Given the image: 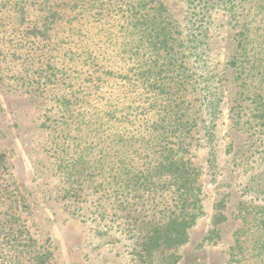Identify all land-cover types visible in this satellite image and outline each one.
Returning <instances> with one entry per match:
<instances>
[{
    "label": "rangeland",
    "instance_id": "374dc122",
    "mask_svg": "<svg viewBox=\"0 0 264 264\" xmlns=\"http://www.w3.org/2000/svg\"><path fill=\"white\" fill-rule=\"evenodd\" d=\"M190 12L185 0H0V194L20 199L18 208L0 205V219L18 216L50 254L47 264H142L96 196L59 197L55 149L90 119L99 133L117 126L133 135L154 116L150 94L123 78L150 54L136 23L153 15L171 34L175 75L187 82L177 95L196 120L191 161L203 207L188 242L153 261L167 264L173 253L177 264H264L253 251L264 207V107L256 101L264 95V0L215 7L202 41Z\"/></svg>",
    "mask_w": 264,
    "mask_h": 264
},
{
    "label": "trees",
    "instance_id": "16d2710c",
    "mask_svg": "<svg viewBox=\"0 0 264 264\" xmlns=\"http://www.w3.org/2000/svg\"><path fill=\"white\" fill-rule=\"evenodd\" d=\"M185 1L191 11L189 22L196 26L197 34L192 35L202 41L212 11L218 6L225 11L230 0ZM158 23V15L136 23L141 34L147 35L143 45L150 54L138 73L132 71L130 76H123L130 86L141 85L150 94L154 116L139 120L138 134L133 135L122 134L117 126L99 133L100 125L90 119L85 129L77 128V134L65 136L55 149V165L62 184L59 197L64 201H86L87 197L96 196L93 202L96 208H105L104 216L109 214L110 222L120 220L118 227L125 240L133 241L139 248L135 255L142 264H156L153 261L156 252L175 251L185 245L189 230L203 215L199 171L191 161L196 120L188 115L191 111L188 102H178L177 91L179 88L187 91L183 87L187 82L180 84L184 77L180 80L175 75L171 34H162L165 29ZM256 101L264 107V95ZM126 121L134 122L128 116ZM69 149L70 154L65 157L64 152ZM3 162L0 153V165ZM3 191L0 205L20 207V199L14 193L6 195L4 188ZM256 224L253 251L264 262L263 206ZM0 248L6 251L0 264H47L50 258L27 228L22 229L14 213L0 219ZM179 259L173 253L166 256L167 264H177ZM230 261L231 258L227 264Z\"/></svg>",
    "mask_w": 264,
    "mask_h": 264
}]
</instances>
